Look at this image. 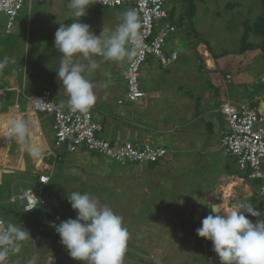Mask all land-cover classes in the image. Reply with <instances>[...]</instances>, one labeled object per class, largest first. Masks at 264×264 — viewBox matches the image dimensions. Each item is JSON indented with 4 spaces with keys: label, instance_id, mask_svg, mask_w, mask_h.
Segmentation results:
<instances>
[{
    "label": "rangeland",
    "instance_id": "374dc122",
    "mask_svg": "<svg viewBox=\"0 0 264 264\" xmlns=\"http://www.w3.org/2000/svg\"><path fill=\"white\" fill-rule=\"evenodd\" d=\"M59 1L28 0L24 3L23 9L20 10L19 16L14 21V23L17 20L25 21L26 34L20 37V41L14 35L6 36L4 34L8 19L4 13H0V47L9 49L12 47L10 45L18 42L19 69L28 72L26 64L30 65V61L37 63L40 61L45 67L47 64L56 67V60L53 59L56 55L54 50L56 30L51 31L48 23L59 25V21H56L58 19L57 14L63 20L64 8L62 9L63 5ZM172 4L173 0H170L166 6L169 7ZM195 7L197 11L194 28L198 38L200 37L207 42L205 45L197 44L196 51L200 55L204 67L210 69L208 72H203V75L197 74V76L210 79V85L213 84L212 86L218 87L219 100L226 93L225 87L228 91L233 87L232 83L226 86L216 85L219 73H215V71L219 72L220 66L223 67L222 70L230 71V75L233 76V83L241 82L240 88L235 86L232 91L240 92L242 95L245 92L247 96V91L255 90L259 83L264 85V58L257 54V50L242 54L235 53L244 30L242 23L246 19L251 21L259 13L260 0H196ZM43 11L47 23L44 27L38 24L39 21L38 23L35 21L38 14ZM52 16H54L55 21H50ZM34 28L38 31L36 34L38 39L49 40L47 45L49 48L46 51L43 47V41L40 49L37 47L35 59L28 47V43L33 37L31 30ZM249 41L256 43L255 45L259 42L253 35H250ZM224 50L229 52L226 57L222 61H211V65L208 66L207 59L212 60L214 53L219 55ZM205 51L206 57L203 56ZM36 56L40 57L41 60L36 59ZM112 65L115 66L114 62ZM174 66L183 68L182 72L184 73L180 75V80L172 75L164 76V79H167L166 82L173 85L180 81L184 88L194 94V98L206 99L205 93L210 90L209 85H207L208 81L205 79L202 84H194L189 80L190 74H192L191 76L196 74V71H190L194 70V65L189 57L187 55L180 57ZM241 74L245 75L244 79H247L245 80L247 84L243 83V80H239ZM260 95L264 96V90L263 93H259ZM253 101L254 99L249 101L250 104H247L254 105ZM206 105L207 103L202 104L201 101L198 108L206 107ZM39 115L41 116L40 113ZM214 115L213 113L212 116ZM197 123L198 132L208 135V126ZM156 125L158 126V124ZM149 126L153 128V125ZM185 130H187L186 126L181 131L185 134ZM50 133L52 134L53 131L50 130ZM209 143L217 148L213 153H209L213 157L212 161L205 157L208 156V149L203 147L206 144L204 141V143H199L202 145L198 147L196 152L191 151L189 153L186 151L189 145H185L183 151L180 152L173 148L174 151L166 155L167 159H172L166 167L160 165L159 168L150 170L145 165H119L102 155L85 151H76L72 154L65 153L66 155L63 157V152L60 149H55L53 140L48 139L50 150L62 155V159L54 165L53 158L47 159L50 156H46L44 159V162L49 161L48 165L53 167L51 181L56 177V186L52 188L53 182L48 185L49 203L51 201L67 212L71 210V214L64 215L66 216L65 219L63 216L60 219L57 218V222L53 218L45 220L42 215L47 207L40 212L39 225L27 227L25 224L29 220L26 216L15 219L13 216L2 214L0 211V218L5 222H11L21 227L25 225L26 227H24L30 232L33 240L22 242L21 250L18 253H11L6 264H79L68 255L67 250L60 243L59 236L49 226V222L58 224L69 218L75 219L76 213L66 198L67 194L71 192L88 193L121 216L124 227L128 231L126 248L136 251L137 255L142 256L148 264H220L218 256L212 250L210 241L201 239L202 243L198 247L199 237L196 235V229L200 227L201 220L209 214L211 203H222L225 200L228 208H231L237 203L244 202L243 199L245 198L242 196V191L235 192L234 190L232 197L224 198V185L225 182L229 181V177L219 179V175L220 172H223L225 164L229 165V172L231 171L235 175L245 176L246 173L238 169L233 158L225 155L220 147L218 149L219 143L212 139ZM167 146L171 151L170 144ZM175 148L178 147L175 146ZM18 152L21 154V150ZM14 154L10 164L20 160V154L17 155L18 158H14ZM193 157H199V161L196 159L177 161ZM5 161H7V157ZM202 164L211 166L210 168L202 166L197 170L196 167L198 168ZM263 164L264 160L262 167H264ZM34 180L36 178L27 173L24 175L4 174L0 183V205L6 209H11L15 214H21L22 210L19 203H9L8 198L11 194H15L28 186L29 181ZM227 189L229 190V188ZM123 264L145 263L124 256Z\"/></svg>",
    "mask_w": 264,
    "mask_h": 264
},
{
    "label": "crops",
    "instance_id": "0c3cea01",
    "mask_svg": "<svg viewBox=\"0 0 264 264\" xmlns=\"http://www.w3.org/2000/svg\"><path fill=\"white\" fill-rule=\"evenodd\" d=\"M50 1L57 2L59 0ZM59 2L63 5L62 9L64 8V16L62 15L63 20H61L59 14H57L58 19H56V21H59V24L67 25L71 24L73 19H79L72 16V11L69 8V0L64 2L63 0H60ZM130 9H132V7L129 4L115 8L93 7L90 5L87 10V15L83 18L82 22L88 24L94 34L99 35L103 26L110 31L114 30L121 22L122 14ZM168 9L170 13L171 10H173V5L169 6ZM180 9L181 6L178 5V8L175 11L176 19L180 14ZM196 11L197 8L195 7L193 15L186 18L187 20L191 19L193 25L196 19ZM35 21L37 23L39 21L38 24H41L42 27H44L45 24L47 25L44 11L38 14ZM50 21H55L54 16H52ZM166 22L172 24L169 20V16ZM48 25L51 27V31H55L59 27V25H55V23H48ZM32 32L33 37L32 40L29 41L28 47L30 53L34 55L35 59V55H37V47L40 49L43 41V47L46 51L49 48L47 47L49 40L44 41V39H38L36 35L38 31L35 28L31 30V33ZM4 34L6 36L14 35L20 41V37L26 34L25 21L17 20L16 23H14L11 33L7 34L5 30ZM194 38L195 37L192 35L188 37L183 34V32L176 27L175 33L171 35L167 43L166 52L171 50L177 51L179 55L177 61L172 63L169 67H162L159 61L153 56L147 58L140 71V85L145 96L135 102L124 101L118 103L119 100L123 99L126 92L125 74L130 59L126 57L122 61L114 62L115 66H113V61H105L100 56L94 57L98 66L94 69L86 67L82 74L93 84L96 102L90 109L93 113L94 119L102 126L101 136L103 138L112 143L128 141L136 147H141L145 143L161 146L167 150V155L174 151L173 148L177 152L183 151L185 145H189L186 150L189 151V153H191V151L196 152L198 151V147L202 145L199 143H204L205 141L206 144L203 147L208 149V156L205 157L212 161L213 157L209 153H213L217 148H215L213 144L210 145L209 142L212 139L220 144V138L226 132L225 121L219 112V106L222 103L230 101L234 105L241 103L250 104L249 101L254 99V105L252 104L251 106L257 108L264 114V109H261V105L264 103V96H259V93L262 91L253 94L246 90L247 96L245 92L242 95L240 92L232 91L235 86L240 88L241 82L233 83V76L230 75V71H227V69L222 70L223 67L217 64L220 66V70L219 72L215 71V73H219L216 85L222 84L226 86L231 83V85H233L230 89L231 92L225 87L226 93L223 98L219 100L217 94L218 87L212 86L213 84L210 85V79L206 77L204 78L203 76L202 78L197 76V74L203 75V72H208L210 69L204 67L200 55H198L196 51V54L200 57L199 59L190 47V44L194 42L198 36H196L195 39ZM198 39L205 41L200 37ZM200 43L203 44L204 42ZM10 46L12 47L9 49L0 47V61H3L5 57L9 58V62L3 68H0L1 84L10 89L6 93L5 100L0 99V183L2 182L4 174L17 173L24 175L27 173L35 178H37V175L40 173H48L52 175L51 170L53 167L48 165L49 161L44 162V159L46 156H50L47 159L53 158V165L59 160V157L55 159L51 155V153L57 155L59 153L50 150L48 144V139L53 140V133H50V130H52V117L43 113H40V116L39 113L34 112L29 105L28 97L39 92L43 88H49L53 92V100L62 108H68V97L56 74V71H58L60 66V54L56 52L55 57H53V59L56 60V67L50 64H47L45 67L40 61L38 63L36 61H30V65L28 63L26 64L28 72H25L22 69H19V54L17 53V50H19L18 42ZM128 47L131 48L130 45H128ZM45 51L44 53H46ZM203 54L205 57L206 51ZM186 55L194 65V70L192 69L190 71H196L195 76H191L192 74L187 73L190 74V82L194 84H202L205 82V79L208 81L207 85H209L210 90H207L205 93L207 97L206 99H201L199 97L194 98V94L184 88L180 81L172 85L166 82V78L164 79V76L167 75H172L179 80L181 79L180 75L184 73L182 72L183 68H177L174 65L178 63L180 57ZM225 57V55L217 59H214L213 57L212 61H222ZM37 58L41 60L40 57L36 56V59ZM80 62L87 64V61L82 60ZM200 62H202L203 67L200 66ZM226 75L231 76L230 80H225ZM244 77L245 75L241 74V78L239 79L243 80V83L247 80L244 79ZM201 101L202 104L207 103L206 107L198 108ZM211 113H214L215 115L212 116ZM14 119L22 120L25 123L27 131L24 135L23 141L9 131V122ZM199 121L202 123H197ZM194 123L195 125H192ZM196 123L202 125L206 124L208 126V135L198 132ZM156 124H158V126ZM149 125H153V128ZM185 126L187 127V130H185L186 133L184 134L181 130ZM171 133H173V135H171ZM181 134H183L185 138L181 136ZM168 135H170V137H168ZM168 144H170L172 148L171 151L167 146ZM175 146L178 148H175ZM219 147L220 146L218 145V149ZM18 150H21V154ZM13 154L15 155L14 158H18L17 155L20 154V160L17 163L10 164L11 160H13ZM6 157L7 161H5ZM171 157L172 156L170 155V158ZM229 157L233 158L236 162L234 157ZM190 159H196L199 161V157L179 159L177 161ZM171 160L172 159H167L165 156L157 163L155 168H159L160 165L161 167H166L167 163L171 162ZM50 162H52V160H50ZM202 166L204 165H199L196 169L198 170L200 167L202 168ZM210 166L208 167L206 164L204 167L210 168ZM236 166L238 167L237 163ZM223 168V172H220L219 179L221 177L222 179L229 177V181L225 182L224 190L227 191V187L231 185V182L237 180V185L234 188L235 192L242 191V196L245 198L243 199L244 203H249V200L253 197L252 191L256 186L250 183V181L256 180L249 178V170H240L238 167L240 171L246 173L245 176H238L231 171L229 172L230 168L228 164H225ZM261 170L264 174V167H262ZM31 182L33 181H29L27 184ZM257 184H259V182ZM257 202L259 203L260 201L257 199Z\"/></svg>",
    "mask_w": 264,
    "mask_h": 264
},
{
    "label": "clouds",
    "instance_id": "9594fccd",
    "mask_svg": "<svg viewBox=\"0 0 264 264\" xmlns=\"http://www.w3.org/2000/svg\"><path fill=\"white\" fill-rule=\"evenodd\" d=\"M89 7L90 0H69L72 16L79 19H73L71 24H59L54 35V48L60 54L56 74L72 112H87L96 102L93 84L82 74L86 67L98 66L94 57L119 62L126 57L131 59L140 47L141 23L134 9L122 14L114 30L103 26L96 35L82 22ZM82 60L87 64L81 63ZM8 62L9 58L5 57L0 61V68ZM9 123V131L23 141L27 131L25 123L19 119ZM66 198L76 213L75 219L58 224L49 222V226L59 236L68 255L79 264H123L128 240L123 218L88 193L71 192ZM262 215L250 203H237L228 209L221 202L211 203L210 212L201 220L196 235L211 242L220 264H264ZM27 240L32 237L24 226L0 220V264H5L10 253H18L22 242Z\"/></svg>",
    "mask_w": 264,
    "mask_h": 264
},
{
    "label": "built area",
    "instance_id": "2783aa9c",
    "mask_svg": "<svg viewBox=\"0 0 264 264\" xmlns=\"http://www.w3.org/2000/svg\"><path fill=\"white\" fill-rule=\"evenodd\" d=\"M27 1L0 0V13H4L8 19L5 28L7 34L11 33L14 21ZM168 1L90 0L93 7L115 8L129 4L137 12L141 23L140 47L126 67L127 88L118 103L135 102L145 96L139 78L141 68L149 56L156 58L162 67H169L178 59L177 51L166 52L167 43L176 31L174 25L166 22L169 16L166 6ZM230 78V75L225 76V80ZM9 90V87L1 84L0 71V99L5 100ZM28 102L34 112L52 117L53 147L65 153L84 150L102 155L119 165H147L159 162L167 155V150L161 146L145 143L136 147L128 141L112 143L103 138L102 126L94 119L91 109L84 113L72 112L69 107L64 109L53 100V92L49 88L30 95ZM219 112L226 124V132L220 138V148L226 155L236 159L240 170H249L250 179L259 181L252 195L264 205V174L261 170L264 160V114L247 103L234 105L230 101L222 103ZM51 155L58 158L55 153ZM50 182L51 174L40 173L24 189L11 194L8 202L19 203L23 212L44 207L48 203Z\"/></svg>",
    "mask_w": 264,
    "mask_h": 264
},
{
    "label": "trees",
    "instance_id": "16d2710c",
    "mask_svg": "<svg viewBox=\"0 0 264 264\" xmlns=\"http://www.w3.org/2000/svg\"><path fill=\"white\" fill-rule=\"evenodd\" d=\"M195 1L196 0H173V10H171V12L169 13V20L171 21L172 24H174L179 30H181L183 32V34L187 35L188 37L190 35L194 36L196 38L197 31L194 28V25L191 22V19L187 20V17H190L193 15L194 10H195ZM178 5L181 6V9L179 10L180 14L177 16V19L175 18V11L178 8ZM19 15V14H18ZM243 26H244V30L242 32V35L240 37L239 40V46L238 49L235 51V53H245V52H252L254 50H257V54H260L263 58H264V0H260V10L259 13L250 21L248 19L243 21ZM250 35H253L258 42L257 45H255L253 42L249 41V37ZM200 42H204L203 44H207L206 41H201L198 38L195 39L194 42H192L190 44V47L193 49V51L196 54V46L197 44H199ZM210 51H212V49H209ZM229 52L224 50L223 52H221L219 55H216L215 53L213 54L214 59H217L221 56H226ZM197 55V54H196ZM257 57V55H255ZM197 57L200 59V57L197 55ZM264 65V62H263ZM200 66L203 67L202 62H200ZM231 77V76H230ZM243 86V85H242ZM264 90V85L262 83H259L258 85H256V89L252 90L251 93L253 94H257L258 92ZM63 157L66 155L65 152L62 153ZM94 154V153H92ZM59 160L62 159V155L58 154ZM158 162L156 163H150L147 164L146 166L152 170L155 168V166L157 165ZM55 178L50 182L54 184V186L52 188H54L56 186L55 184ZM259 181H250V183L252 185H257ZM249 203L251 205H253L257 210H261L262 214H264V205L262 203H258L257 199L253 196L252 199L249 200ZM48 207V208H47ZM47 208V210L44 212V214L42 215V217L44 216V219H51L53 218L54 221L57 222V218L60 219L63 216V219L66 218V216L64 215H68L67 213L71 214V210H69L68 212L65 210H62L60 207H58L55 203L51 202L49 203V197H48V203L47 205H45L44 207L38 208L36 210L39 211H31V212H21V214H15L14 211H12L11 209H6L4 206L0 205V211L2 214H6L9 216H13V218L17 219L20 216L23 218L24 216H26L28 218V223L25 224L27 227L29 226H37L39 225V216H40V212H42V210H45ZM247 215V214H246ZM247 218H249L250 220L255 221V218L248 216ZM260 218L264 219V215H262ZM24 225V226H25ZM25 226V227H26ZM198 247L200 246V244L202 243L201 238H198ZM124 256L129 257V258H133L135 260H139V261H143L145 264L146 261L142 258V256L137 255L136 251L133 250H129L126 248V252L124 254ZM153 264V263H151Z\"/></svg>",
    "mask_w": 264,
    "mask_h": 264
},
{
    "label": "bare ground",
    "instance_id": "6f19581e",
    "mask_svg": "<svg viewBox=\"0 0 264 264\" xmlns=\"http://www.w3.org/2000/svg\"><path fill=\"white\" fill-rule=\"evenodd\" d=\"M206 56H207V53H206ZM205 56V57H206ZM211 61L212 60H208L207 59V64H208V66H210L211 65ZM213 64H214V62H213ZM215 67V66H214ZM213 67V68H214ZM38 93V92H37ZM35 94V93H34ZM33 95V94H32ZM261 109H264V103L261 105ZM135 165H139V164H135ZM237 185V180H234V181H232L231 182V185H229V187H227V188H229V190L227 189V191L226 190H224L225 191V195H224V198H229V197H232V195H233V193H234V188H235V186ZM222 204H223V206L225 207V209H228V206H227V203L225 202V200L222 202Z\"/></svg>",
    "mask_w": 264,
    "mask_h": 264
}]
</instances>
